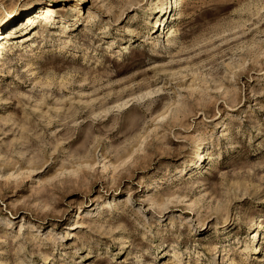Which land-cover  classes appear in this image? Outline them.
Listing matches in <instances>:
<instances>
[{
  "label": "rangeland",
  "instance_id": "obj_1",
  "mask_svg": "<svg viewBox=\"0 0 264 264\" xmlns=\"http://www.w3.org/2000/svg\"><path fill=\"white\" fill-rule=\"evenodd\" d=\"M175 7L0 0V264H264V0Z\"/></svg>",
  "mask_w": 264,
  "mask_h": 264
},
{
  "label": "bare ground",
  "instance_id": "obj_2",
  "mask_svg": "<svg viewBox=\"0 0 264 264\" xmlns=\"http://www.w3.org/2000/svg\"><path fill=\"white\" fill-rule=\"evenodd\" d=\"M174 4H175V6H176L175 8L177 9L178 7H180V0H174ZM93 105H94V104H93ZM95 106H96V105H95ZM84 110H85V109H84ZM186 118H187V117H186ZM157 124H158V123H157ZM63 127H64V126H63ZM41 128H42V127H41ZM111 137H112V136H111ZM43 163H45V161H44ZM44 165H45V164H44ZM44 165H43V166H44ZM43 166H42V167H43ZM37 167H38V166H37ZM35 168H36V167H35ZM82 170H84V169H82ZM82 170H80L81 173H82ZM87 172H88V171H87ZM84 176H86V175H84ZM87 177H88V176H87ZM17 184H18V182H17ZM17 187H18V186H17ZM15 189H16V188H15ZM17 189H18V188H17ZM9 193H10V192H9ZM9 193H8V194H9Z\"/></svg>",
  "mask_w": 264,
  "mask_h": 264
}]
</instances>
